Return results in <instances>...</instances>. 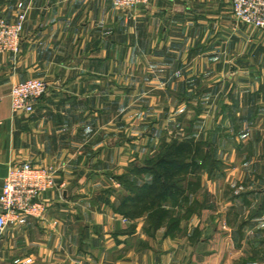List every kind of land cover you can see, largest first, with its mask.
<instances>
[{
	"label": "crops",
	"instance_id": "obj_1",
	"mask_svg": "<svg viewBox=\"0 0 264 264\" xmlns=\"http://www.w3.org/2000/svg\"><path fill=\"white\" fill-rule=\"evenodd\" d=\"M21 15L20 52L0 54V193L11 163L66 170L44 195L52 206L44 220L30 218L0 232V264H199L203 258L217 264L215 255L230 256L228 237L241 261L227 257L219 264H264V228L249 244H243L245 223L229 232L215 225L206 238L184 242V235L172 237L166 229L150 235L141 220L114 210L118 176L130 173L132 159L143 157L138 147L154 140L151 133L130 132V125L148 121L140 113L150 110L145 97L191 95L203 110L198 96L205 94L212 135L215 128L216 135L231 138V132L238 149L220 151L221 173L244 176L235 185L241 193L223 201L232 207L239 198L261 197L259 213L245 220L258 221L264 209V30L238 22L232 0H150L131 9L113 0H0V18L13 23ZM31 78L45 80L48 92L32 112L14 114L11 87ZM239 157L245 167L236 163ZM195 220L189 233L199 226L203 234Z\"/></svg>",
	"mask_w": 264,
	"mask_h": 264
},
{
	"label": "rangeland",
	"instance_id": "obj_2",
	"mask_svg": "<svg viewBox=\"0 0 264 264\" xmlns=\"http://www.w3.org/2000/svg\"><path fill=\"white\" fill-rule=\"evenodd\" d=\"M190 98L191 95L179 97L158 94L151 95L149 99L145 97V101L148 100L150 103V110H145L144 112L140 111V113H144V119L146 118L148 121H146L147 123L144 125V127H136L134 129V127L132 128V125H130V132L132 131L131 129H133V132H137L138 135L151 133L154 135V140L141 145V147L137 145L139 146L138 148L141 150L143 157L139 159L137 158V160L132 159L130 168L132 169L135 166L149 164L153 166L154 169L156 167L155 171L159 175V173H161L163 170L157 167V160L159 158L169 159L172 157L171 153L164 154V152H167L166 150L170 149L168 148V145H171L174 140L192 143L193 150L189 154L183 155V157L178 159L179 161H185L188 163V168L186 171H184L182 175V181L180 183L182 185L181 187L185 188L184 192L186 191L189 199L184 201V198L181 196L177 201H175L174 197L158 200V205L161 204L162 206L166 207L167 210L166 216L163 217V225L159 230H164L168 222L179 219L180 223L178 224L177 229L175 228L177 231L172 233V237L184 235V242H186L185 240L188 237V241L191 240V242L196 243L197 241H200V239L206 238L207 235L209 236V234H211L212 226L214 227L215 225H218L220 230L223 232H229L231 229L233 230L234 228H240V226L245 223V233L247 236L243 240V244L254 242L255 239H253V233L255 230L257 231L261 228H264V209L263 212L259 214L260 216L258 221L246 222L245 220H251L253 215L259 213L258 211L260 210L261 197L257 200L254 196H250L247 199V201L249 200L248 203L247 201H244V198H239L240 200L238 202L236 201V206L232 207L228 206V203L226 204L223 201V198L227 194H230V197H233L235 193H241V191H239L235 185L239 180L244 178V176L240 177L238 171H233L234 173L232 172L230 176H224L221 173L223 169V162L221 159L217 158H221L219 155L220 151L223 153L226 151L228 152V148L226 147L234 148L232 149V152L238 151V149L234 147V144H232L234 143V136L231 132L229 133V136L232 139L222 133L216 135L217 129L215 126V135H212L213 128L209 127L211 116L206 110L205 105L207 101L205 94H200L198 96L199 102L202 103L203 107H205L203 110H197L196 107L198 106V103L197 105L195 104L197 101H192ZM140 101L141 100H136L135 102H137L136 104H139ZM179 101H181L180 104L178 103ZM148 102H144V104H148ZM140 104L143 103L141 102ZM138 112L139 110H136L134 113ZM134 113L131 112L129 114L128 118H130V122L132 121V115H134ZM138 117L136 116L137 120L140 119V116ZM130 136L134 137L137 135L130 134ZM224 137L226 138L224 139ZM156 138L158 140H156ZM229 141L231 142L230 145L225 146L226 144H224V142L228 143ZM262 151L264 152V143L262 144ZM235 160L236 163L241 166V168L246 166L239 163L242 160L241 157H239V159L236 158ZM262 162H264V159ZM247 165L249 166V164ZM160 176L163 175L160 174ZM141 177L144 178V180H147V182L155 178V176L149 174H145L144 176H134L132 173H130V180H134L135 178L140 180ZM165 181L171 184V181ZM190 181L194 182L195 184L188 186ZM131 184L132 183L128 180V178L127 180H124L122 178L120 179L118 176L117 185L120 186L119 188L121 190H117V192H115L117 199L115 200L116 203L114 210L117 213H121L118 207L120 205V201L123 199L122 197L124 195L127 196L129 193L133 194V187ZM217 199L219 200L218 203H216ZM156 209H158L157 206L154 208V210ZM157 214L158 212H155L151 216L147 214L143 218H139L137 220H141V222H143L141 224L143 225L144 229H146L147 227L152 226ZM225 217L227 219L226 222L224 220ZM228 217L230 218L231 222H229ZM192 220H195L197 223L199 220L200 224L202 223V225H204L203 234L202 231L200 232L199 226L193 227L189 233L188 228ZM133 222L134 223H131L130 226L132 229L135 228L138 221ZM207 226L209 228V233L207 229L205 230ZM146 232L150 235H154L157 231L151 229L149 232L146 230ZM226 239L228 240L225 246L228 247H225L224 250L226 251V249H228V252L230 253L228 255L230 256H227V254L224 256V253L222 254L220 252L219 254L221 255L214 256L215 263H222L226 261L225 259L227 257L232 258L233 262L239 263L241 261V259H239V250L235 247V243L231 242L229 237L225 238L224 241ZM218 247H220V244L216 246V248ZM206 261L207 260H204L203 258L202 260H199V264H203Z\"/></svg>",
	"mask_w": 264,
	"mask_h": 264
},
{
	"label": "built area",
	"instance_id": "obj_3",
	"mask_svg": "<svg viewBox=\"0 0 264 264\" xmlns=\"http://www.w3.org/2000/svg\"><path fill=\"white\" fill-rule=\"evenodd\" d=\"M149 2L113 0L114 6L119 9H131ZM232 11L238 22L264 30V0H232ZM24 21V15L13 23L0 18V54L20 52ZM48 89V83L40 78L13 84L10 91L12 112H32ZM65 170L64 165L56 164H9L0 193V232L9 225H24L30 218L44 220L50 208L44 195L58 186V179Z\"/></svg>",
	"mask_w": 264,
	"mask_h": 264
},
{
	"label": "trees",
	"instance_id": "obj_4",
	"mask_svg": "<svg viewBox=\"0 0 264 264\" xmlns=\"http://www.w3.org/2000/svg\"><path fill=\"white\" fill-rule=\"evenodd\" d=\"M169 150L164 152V154L172 155L171 160L166 158H159L157 160V167L162 169L161 173L155 171L153 166L151 165H142L135 166L131 169V172L134 176H144L145 174L155 176L154 179L147 182L144 178H140L137 180H130V173L126 175L119 176V178L128 180L132 183V192L124 195L122 200L120 201L119 211L120 214L130 217L131 219H139L147 214L149 216L153 215L155 212L158 214L155 216L154 223L152 226L146 228L149 232L151 229L155 231L159 230L163 225V217L166 216V207L159 204V199L174 197L175 201L178 200L179 197H183L184 201L188 200V195L185 188L181 187L182 175L184 171L188 168V163L185 161H179L183 155L189 154L193 150V144L189 142H179L174 140L171 145H168ZM162 174L163 176H160ZM167 181H171V184L167 183ZM134 183V185H133ZM179 183V185H178ZM195 184L194 182H189L188 186ZM137 187V188H135ZM189 188V187H188ZM157 206L158 209L154 210ZM180 223L179 219L172 220L168 222L165 227L166 233L172 236V233H175L177 230L178 224ZM151 225V224H150ZM179 230V229H178Z\"/></svg>",
	"mask_w": 264,
	"mask_h": 264
}]
</instances>
